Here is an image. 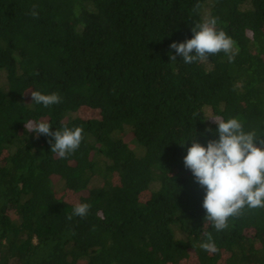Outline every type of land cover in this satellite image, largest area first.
<instances>
[{"label": "trees", "instance_id": "1", "mask_svg": "<svg viewBox=\"0 0 264 264\" xmlns=\"http://www.w3.org/2000/svg\"><path fill=\"white\" fill-rule=\"evenodd\" d=\"M213 17L234 59L171 61ZM233 117L264 133V0H0V264H264V209L218 232L184 166ZM28 121L84 138L62 159Z\"/></svg>", "mask_w": 264, "mask_h": 264}, {"label": "clouds", "instance_id": "2", "mask_svg": "<svg viewBox=\"0 0 264 264\" xmlns=\"http://www.w3.org/2000/svg\"><path fill=\"white\" fill-rule=\"evenodd\" d=\"M31 15L38 17L35 6ZM216 25L217 19L214 17L195 24L192 38L170 45L175 50L170 60L175 61L179 56L186 64H192L221 52L228 55L230 61L233 60L238 52L236 42L225 31H218ZM31 97L35 104L44 107L63 100L56 92L44 94L32 91ZM215 123L219 139L209 140L205 146L193 138L183 161L195 181L205 189L202 204L206 211L205 219L211 221L219 232L227 229L229 219L242 215L245 208L264 209V133L245 131L241 120L235 117L227 120L215 118ZM25 128L37 135L53 137L54 143L50 141L51 151L62 159L73 154L84 138L82 127L70 129L65 126L53 132L47 122L28 121ZM186 142L180 143L181 146ZM89 210L88 203H78L67 219L86 217ZM208 240L201 247L209 252L218 251L210 236Z\"/></svg>", "mask_w": 264, "mask_h": 264}]
</instances>
